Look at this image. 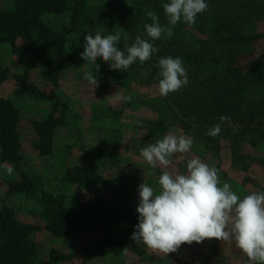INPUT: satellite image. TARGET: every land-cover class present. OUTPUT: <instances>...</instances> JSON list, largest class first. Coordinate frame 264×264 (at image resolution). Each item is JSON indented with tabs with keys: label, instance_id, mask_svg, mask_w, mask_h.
Wrapping results in <instances>:
<instances>
[{
	"label": "rangeland",
	"instance_id": "374dc122",
	"mask_svg": "<svg viewBox=\"0 0 264 264\" xmlns=\"http://www.w3.org/2000/svg\"><path fill=\"white\" fill-rule=\"evenodd\" d=\"M169 2L72 0L61 11L44 14L14 46H0V68L6 72L0 100L13 110L11 138L20 162L18 171L0 149V209L31 228L23 238L29 264H249L231 241L182 244L166 255L131 239L138 223L139 186L145 183L158 192L164 171L186 174L193 158L215 168L220 186L228 183L241 199L264 192V112L253 110L263 96L253 86L242 96L236 92L245 84L241 78L255 75L253 62L264 66V0H205L208 7L193 25L181 20L172 26L171 38L162 33L151 41L144 30L152 23L146 13L155 12L167 28L163 5ZM12 5V0L0 1V9ZM96 33H119L116 47L125 55L138 35L159 51L143 67L137 61L121 71L98 58L99 85L93 89L84 75L95 74V65L80 54L83 37ZM169 56L182 60L188 83L164 97L158 93L156 65ZM23 79L27 91L33 87L38 95L21 89ZM213 103L220 104L218 110L211 109ZM221 116L230 120L216 137L206 135ZM48 118L61 121L51 136L42 128ZM168 134L191 137V149L174 154L168 168H154L141 150ZM83 167L92 171L91 177L66 181L67 172ZM22 173L38 183L37 192H10L13 182L26 181ZM88 211L97 222L112 218L105 225L77 229L78 215ZM62 217L72 222V231L53 234L49 228ZM108 237L133 250L95 251Z\"/></svg>",
	"mask_w": 264,
	"mask_h": 264
},
{
	"label": "clouds",
	"instance_id": "9594fccd",
	"mask_svg": "<svg viewBox=\"0 0 264 264\" xmlns=\"http://www.w3.org/2000/svg\"><path fill=\"white\" fill-rule=\"evenodd\" d=\"M207 7L205 0H170L163 5L169 26H162L158 15L148 11L146 15L152 23L144 25L145 34L151 41L159 40L162 33L171 38L172 26L181 20L193 25L197 14ZM83 39L80 59L95 65V74L87 72L84 75L93 89L99 85L98 58L107 62L110 69L121 71L137 61L143 67L153 53L159 51L139 35L130 47L126 46V55L116 47L119 33L104 37L99 33L86 34ZM156 67L159 69L157 87L160 96L166 97L188 83L187 70L179 57L160 58ZM147 74V71L142 72L145 78ZM116 99L130 102L132 97L117 96ZM228 120L229 117H219L220 123L206 135L216 137L221 125ZM192 143L191 137L168 134L142 149L140 155L154 168H168L171 157L187 153ZM186 169V174L173 175L164 171L158 179V192L145 183L139 186L138 223L131 239L166 255L176 252L182 244H199L204 240L231 241L247 257L249 264H264V192H255L241 199L228 183L220 186L217 170L199 158L191 159ZM12 171V167L7 168L8 173Z\"/></svg>",
	"mask_w": 264,
	"mask_h": 264
},
{
	"label": "trees",
	"instance_id": "16d2710c",
	"mask_svg": "<svg viewBox=\"0 0 264 264\" xmlns=\"http://www.w3.org/2000/svg\"><path fill=\"white\" fill-rule=\"evenodd\" d=\"M71 1L72 0H12L13 5L11 8L0 9V46L3 44L14 46V43L18 38L27 35L30 30H33V27L44 14L49 11H61ZM260 37L261 36H255L252 39ZM187 62H196V64H199L202 61L197 58H188ZM250 67L253 72L255 71V75L250 77L248 74L247 76L241 78L245 81V84L243 83L241 85L242 89L236 92L237 94L240 93V96H242L245 94L249 86L260 89L263 97L260 101H258V105L254 106L255 109L253 108V110L257 111L258 114H261V112H264V66L261 62L257 61L253 62ZM231 71L232 70L229 69V72ZM4 79H6V72L0 68V81H3ZM157 81H159V79ZM20 84L23 85L22 88L20 87L22 90H28V85L25 83L24 79L20 81ZM29 89L30 91H27V93L38 95V93L34 91L33 87ZM231 95L235 96V93L232 92ZM218 102L219 101L216 103ZM216 103H213L214 105L211 109H215V107L220 105H217ZM203 109L204 111L206 110V112H203L202 114L206 115L209 110L205 106H203ZM218 109L219 108L217 107V110ZM14 119L13 110L10 104L5 100H0V149L9 163L20 171V162L13 148L14 140L12 141L11 138V127L14 125ZM60 122V120L48 118L42 124V128L49 132L48 134L51 136L52 130L60 125ZM261 136V139H263L264 130L262 131ZM22 176L23 179H26V181L13 182L11 184L10 192L24 193L26 195L31 192H37L39 189L38 183L33 181L27 174L22 173ZM91 176L92 171H90L87 167H83L67 172L65 174V179L66 181L81 180ZM94 216L95 214L90 213L89 211L79 214L77 217V229L78 226H82V224L86 227L92 226L94 223H97L96 225H98V223L105 225L107 224V221L112 218L110 217V219L107 220L106 217H101L100 222H97L99 219L96 220ZM67 218L68 217H65L64 219L63 217L62 219L60 218L61 220L56 221L53 229L49 228V231L53 234L68 232L69 230L72 231V222L68 221ZM30 230L31 228H29V226L17 223L8 209H0V264H29L28 256L24 253L23 238L29 234ZM126 247L131 248V246L120 240H112L108 237L105 241H101L95 245V251H118ZM131 250H133V247Z\"/></svg>",
	"mask_w": 264,
	"mask_h": 264
}]
</instances>
